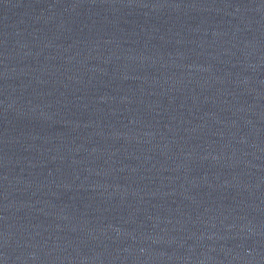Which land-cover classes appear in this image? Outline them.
Instances as JSON below:
<instances>
[{
  "label": "water",
  "instance_id": "1",
  "mask_svg": "<svg viewBox=\"0 0 264 264\" xmlns=\"http://www.w3.org/2000/svg\"><path fill=\"white\" fill-rule=\"evenodd\" d=\"M0 264H264V0H0Z\"/></svg>",
  "mask_w": 264,
  "mask_h": 264
}]
</instances>
